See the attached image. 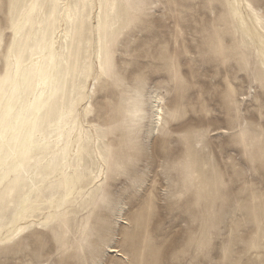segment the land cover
<instances>
[{
	"label": "snow or ice",
	"instance_id": "snow-or-ice-1",
	"mask_svg": "<svg viewBox=\"0 0 264 264\" xmlns=\"http://www.w3.org/2000/svg\"><path fill=\"white\" fill-rule=\"evenodd\" d=\"M105 6L103 2L100 5L102 10ZM88 7L87 0L83 3V11L81 4H73L72 0H25L24 3L0 0V205H6V208H0V215L12 219L11 231L5 235L0 229V264H104L102 260H89L81 255L85 252V242L81 241L79 246L70 243V237L58 228L61 222L58 215H50L46 221L41 217L38 224L34 218L29 223L28 197L22 195L21 203L16 202V197L20 185L24 184L26 188L30 182L35 191L39 187L38 181L57 175L55 171L44 175L43 165L48 163L49 154L58 161L63 152L67 163L71 145L64 144V137L68 129L74 131L83 121L97 116L101 123L112 122L117 110V93L121 100L127 94L135 96L137 101L136 109L131 113L133 155L127 163L109 167L107 173L101 164V174L94 183L100 185L96 193V206L102 213L121 207L125 195L132 194L136 188H146L145 176L136 167V161L153 152L160 154L161 148L167 153L170 137L177 140L173 150L182 153V156H191L193 140L200 152L213 153L216 197L225 206L230 205L233 199H240L238 189L255 191L256 186L248 183L254 179L253 169L259 172V189L264 199V137L261 138L259 155L255 152L248 154L247 138H244L245 158L237 160L233 157L223 163H218L219 158L215 157L211 144L215 139L213 129L227 128V135H231L233 125L243 115L255 117L257 110L259 123L264 126V57L257 69L253 70L250 61L245 67L243 61L234 60L222 46L204 49L201 55L214 62L219 69L212 79L213 85L218 86L205 85L200 89L199 99L191 106L183 91L192 87L195 80L189 79L187 71L177 68L175 58H171L169 70L174 74L178 89L173 102V94L164 95L162 90L150 91L147 88L143 70L134 68L125 72L118 65L115 56L117 37L107 35L103 17L99 23L95 17L92 18L94 28L90 42L94 49L95 35L101 33L99 70L95 57L90 63L84 61L81 67L83 40L90 19ZM107 7L115 10L117 4L109 3ZM127 7L135 9L136 22L147 23L153 19L152 14L159 13L161 9L165 11L164 18L170 22L168 13L174 5L169 0H160L158 4L150 0H130ZM180 7L177 0L175 10L178 11ZM201 7L206 14L208 9H216L217 5L197 0L195 10ZM228 7L237 23L247 11L250 18H258L264 25V0H230ZM57 23L62 26L61 34L64 36V48L59 56L55 40ZM37 24L40 32H43V40L37 32ZM49 31L53 36L50 46ZM69 40L72 42L70 48ZM77 40L81 41L79 50ZM73 59L79 82L84 83L86 77L92 90L89 92L86 87L82 90L74 87V103L70 110L66 99L65 66L68 75H72ZM132 72H135L134 76ZM62 84L65 85L63 100ZM213 108L216 109L215 116L212 114ZM127 120L125 117L124 123ZM153 128L156 137L152 136ZM145 132L149 137L147 142ZM71 138L69 133V141ZM157 138L158 143L153 148L152 140ZM77 149L80 150L79 145ZM100 160L104 161L105 157L101 156ZM33 165L36 167L33 168ZM167 167V163L162 161L161 170L166 171ZM106 176L115 183H111V186L104 183ZM153 193L159 194L158 186H154ZM168 195L166 188L163 196ZM151 196L149 194L145 201L146 207L151 203ZM212 248L211 241L202 239L175 254L172 259L162 253L161 258L153 261V264H264V212L258 233L240 242L226 240L220 258H217L220 254Z\"/></svg>",
	"mask_w": 264,
	"mask_h": 264
},
{
	"label": "rangeland",
	"instance_id": "rangeland-1",
	"mask_svg": "<svg viewBox=\"0 0 264 264\" xmlns=\"http://www.w3.org/2000/svg\"><path fill=\"white\" fill-rule=\"evenodd\" d=\"M19 2L24 3L25 0ZM102 2L106 5L103 10L101 7L98 10V4L94 1L88 3L90 19L83 40L81 67L84 61L90 63L95 57L96 68L99 70L100 60L97 54L101 49V35H95L94 49L90 42L94 28L92 18L95 17L99 22L101 15L107 35L117 37L115 56L118 65L125 72L134 68L143 70L147 88L150 91L162 90L164 95L173 94V102L178 89L174 74L169 70L171 58H175L177 68L185 69L188 78L195 80L192 87L183 91L191 106L199 99L200 89L205 88V85L218 86L213 85L212 79L219 69L214 62L201 55L204 49L222 46L234 60L243 61L245 67L250 61L253 70L257 69L264 57V47L256 36L258 28H255L253 19L245 11V24L237 23L228 7L230 0H200L201 3L217 5L216 9H208L206 14L203 7L195 10L197 0H178L181 5L178 11L175 10L177 0H169L174 5L173 10L168 13L170 22L164 18L165 11L161 9L159 13H153V19L147 23L136 22L135 9L127 7L130 0H99L100 5ZM150 2L158 4L160 0ZM109 3L117 4V8L113 10L107 7ZM185 5L188 7H184ZM76 42L81 45V41ZM68 79L66 99L69 106L71 99H74V87L80 90L89 87L88 91L91 92L92 85L87 82L86 77L84 83H80L76 73ZM116 95L117 110L111 123L99 122L98 116L83 121L92 138L95 139L97 135L101 138L105 173L109 167L127 163L133 155L131 113L135 111L137 101L135 96L125 94L121 100L120 94ZM61 96L64 97L62 100L65 99L64 95ZM247 112L245 109V113ZM212 114H217L215 108ZM125 117L128 118L127 123H124ZM259 120L257 110L255 117L243 115L233 125L231 135H227V128L213 129L215 139L211 144L215 149V157L219 158L218 163L233 157L237 160L244 159V138H247L248 154L255 152L259 155L261 138L264 137V126L260 125ZM113 124L117 126L113 127ZM152 136L156 137V133L152 132ZM148 138V133L145 132V142ZM169 140L167 153L161 148L160 154L153 152L136 161V167L145 176L146 188L138 187L132 194H126L122 206L115 211L102 213L97 208L96 193L100 185L94 182L99 170L87 156L83 161H75L74 164L78 165L77 172L69 182L72 185H65L66 189L44 199L42 186H45V182H41L35 191L29 182L26 185V188L30 186L28 189L24 184L19 186L16 202L21 203V196L27 195L29 223L34 218L38 224L41 217L46 221L50 215H58L61 218L58 228L70 237V243L79 246L81 241L85 242V252L81 255L89 260H102L104 264H125L126 261L128 264H153V261L161 258L162 253L166 254V258L172 259L175 254L202 239L211 241L212 250L219 253L217 258H220L226 240L240 242L258 233L261 214L264 212L258 170L253 169L254 179L248 181L250 185L256 186L255 191L244 192L238 189L240 199H233L230 205L225 206L216 197L213 153L200 152L193 140L191 156H182V153L173 150L177 140L171 137ZM157 143L158 138L152 140L153 148ZM162 161L168 165L166 171L161 170ZM87 179L88 182L83 184ZM104 183L111 186L115 181L110 182L106 176ZM154 186H158L159 194L153 193ZM166 188L169 195L164 197ZM149 194H152L151 203L146 207L145 201ZM0 208H6V205H0ZM11 224V217L0 215V229H3L5 235L11 231Z\"/></svg>",
	"mask_w": 264,
	"mask_h": 264
},
{
	"label": "bare ground",
	"instance_id": "bare-ground-1",
	"mask_svg": "<svg viewBox=\"0 0 264 264\" xmlns=\"http://www.w3.org/2000/svg\"><path fill=\"white\" fill-rule=\"evenodd\" d=\"M89 1H94L96 4H98L97 9H100V3L99 0H87V3H89ZM79 2L81 4V11H83V3L85 2V0H72V3L75 4ZM234 2H242V0H234ZM246 14L248 16V13L246 11ZM249 17V16H248ZM101 18V15H99V20ZM253 19V22L255 24V28L257 29V33L256 36L259 39V42L262 44V46L264 47V25L261 24L260 20L256 17H251ZM99 23V22H97ZM241 24H245V20H244V14L243 17L240 21ZM61 28L62 26L57 23L56 25V33H55V40H56V45H57V55L59 56L60 54H62V50L64 48V36L61 34ZM259 30V31H258ZM37 32H39L40 34V39L43 40L44 39V35L43 32H40L39 30V24H37ZM97 37H100L101 33L97 32L96 33ZM53 37L52 33L49 31L48 32V41L49 39ZM53 39V38H52ZM98 40H100V38H98ZM80 41V40H79ZM52 42V41H51ZM51 42L49 43V46L51 45ZM72 46V42L71 40H69L68 42V47L70 48ZM76 46L77 49L79 50L80 48V44L78 42H76ZM101 50V49H100ZM100 50L97 54V58L99 60V56H100ZM99 67H100V62H99ZM75 73V60L73 59V72L72 75H74ZM72 75H68V70H67V66H65V76L67 77V81L66 84L70 81V79H68V77H72ZM72 81V79H71ZM65 85H61L62 88V94L64 95L63 92V87ZM89 90V87H88ZM64 98L61 96V99ZM72 102L71 104L68 106L69 109L71 110L72 105L74 103V99H71ZM87 107V106H85ZM81 112H83V109L80 110ZM73 123H75L73 121ZM96 128V126H94ZM153 133H156V130L153 128L152 129ZM69 133H71V141H69ZM100 141L101 138L98 137V135L94 138H92V135L89 131V129H87V126L84 125V122H82L81 124L77 125L75 127V130L73 131L72 129H68L65 132V137H64V144L65 145H71L69 148V158L67 160V163H65L64 160V155L63 152H61V155L59 157L58 161H55L52 159V154H49V161L47 164L43 165V169H44V175H49L50 171H55L58 175L60 176H53L50 179H48L47 181L44 180V184L45 186L43 188L42 191V195L44 199H47L49 197H53L55 194L59 193L62 189H66L65 185H72L69 184V182H71V178L74 175V173L77 172V166L75 163V161H83L85 159V156L89 157L91 159V163L96 165L98 170H99V175H97L98 177L101 174V164H103L104 161L100 160L101 156H104L103 154V149L100 148ZM77 145L80 146V150L78 151L77 149ZM79 157V160H78ZM36 166L33 165V168H35ZM82 181V180H81ZM43 181H38V183L40 184ZM88 182V179L86 180V182H82L83 184H86ZM31 184V183H30ZM30 186H28L29 188ZM26 188V189H28ZM2 191V190H0ZM114 250V249H113Z\"/></svg>",
	"mask_w": 264,
	"mask_h": 264
}]
</instances>
